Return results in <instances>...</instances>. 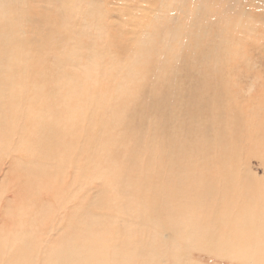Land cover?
<instances>
[{"label": "rangeland", "instance_id": "1", "mask_svg": "<svg viewBox=\"0 0 264 264\" xmlns=\"http://www.w3.org/2000/svg\"><path fill=\"white\" fill-rule=\"evenodd\" d=\"M2 11L24 44L7 49L20 63L0 60V264L97 241L118 264H264V0H0ZM196 231L256 254L187 250L178 237Z\"/></svg>", "mask_w": 264, "mask_h": 264}, {"label": "bare ground", "instance_id": "2", "mask_svg": "<svg viewBox=\"0 0 264 264\" xmlns=\"http://www.w3.org/2000/svg\"><path fill=\"white\" fill-rule=\"evenodd\" d=\"M10 9V8H9ZM26 10V9H25ZM9 11H11V10H9ZM23 11V10H22ZM21 11V12H22ZM12 14H10V13H8V12H6V11H2V13H1V16H0V18H4V19H6V18H8L9 20L7 21L6 20V26H4L3 27V29H2V36H3V38H2V44H3V49L1 48V52H0V55H3V57L0 59L1 61H4V60H8L9 62V64H11V65H13L14 63H15V65H16V63H20V62H18V59L16 58L15 59V57H16V54H15V52L14 51H12V49H11V51H12V53H9L10 51L9 50H7V49H9V47L10 46H14V45H16L17 46V48L19 49L20 47H22V44H24V42H22V44H21V42H20V40H19V38H18V34L17 35H13L14 34V32L15 31H17L16 29H15V24L11 21V16ZM15 15V14H14ZM29 16H30V14H28ZM21 16L23 17H25V16H27V12H24L23 11V13H21ZM29 16H27V17H29ZM32 22H33V20H32ZM18 25H19V27H20V23H18ZM21 53H22V57H23V51H21ZM27 57V56H26ZM25 57V58H26ZM31 59V58H30ZM12 60V61H11ZM29 64V63H28ZM31 64V63H30ZM22 66V65H21ZM27 66V65H26ZM9 70L10 69H8V71L7 72H9ZM17 70V69H16ZM23 71V70H22ZM30 71V70H29ZM19 72H20V70H19ZM29 74V73H28ZM20 75V74H19ZM23 75V74H22ZM25 75V74H24ZM4 76V75H3ZM11 76V75H10ZM17 76V75H16ZM32 76V75H31ZM8 77V76H7ZM12 77V76H11ZM14 77V76H13ZM18 77V76H17ZM30 77V76H29ZM15 79V78H14ZM5 80V79H4ZM13 80V79H12ZM24 80H25V78H24ZM16 81V80H15ZM18 81V80H17ZM35 81V80H34ZM10 82V81H9ZM8 82V83H9ZM20 82H21V80H20ZM35 82H37V81H35ZM34 82V83H35ZM5 83V82H4ZM25 83V82H24ZM33 83V82H32ZM6 84V83H5ZM22 84V83H21ZM37 84H38V82H37ZM13 85V84H12ZM29 85V84H28ZM1 86V85H0ZM18 86V85H17ZM17 86H16V88H17ZM23 86H24V84H23ZM25 86H27V85H25ZM15 87V86H14ZM13 86H12V88H14ZM28 87V86H27ZM26 87V88H27ZM4 90V89H3ZM7 90V89H6ZM26 92V91H25ZM31 92V91H30ZM36 92V91H35ZM5 93V92H4ZM12 93V92H11ZM9 95V94H8ZM12 96V95H11ZM10 96V97H11ZM16 96V95H15ZM36 96V95H35ZM42 96V95H41ZM9 97V96H8ZM21 97V96H20ZM20 97H19V99H20ZM5 99V98H4ZM26 99V98H25ZM32 99V98H31ZM38 99V98H37ZM36 99V100H37ZM7 100V99H6ZM11 100V99H10ZM9 100V101H10ZM21 101V100H20ZM6 102V101H5ZM22 102H24L23 100H22ZM32 102V101H31ZM43 102V101H42ZM1 103V102H0ZM5 104V103H4ZM30 104V103H29ZM8 105V104H7ZM14 105V104H13ZM10 106H11V103H10ZM29 106V105H28ZM9 107V106H8ZM14 107V106H13ZM37 107V106H36ZM29 108V107H28ZM35 109V108H34ZM1 110V109H0ZM9 110V109H8ZM20 110V109H19ZM19 110H17V111H19ZM31 110V109H30ZM29 111V110H28ZM6 112V111H5ZM10 112H12V111H10ZM36 112V111H35ZM13 113V112H12ZM20 113V112H19ZM29 113H32V110H31V112L29 111ZM37 113V112H36ZM40 113V112H39ZM1 114H4L3 112L1 113ZM27 114V113H26ZM40 115V114H39ZM4 116H5V114H4ZM23 118V117H22ZM7 119H10L11 121H13V117H11V118H8L7 117ZM20 119V118H19ZM18 119V122L20 121ZM29 119H31V118H29ZM33 119V118H32ZM9 121V120H8ZM2 124V123H1ZM11 124V123H10ZM9 150H10V148H9ZM3 152V151H2ZM10 153H11V151H10ZM200 186V185H199ZM207 195V194H206ZM205 195V196H206ZM203 199H205V198H203ZM206 200V199H205ZM207 203V202H206ZM212 213V212H211ZM170 216V215H169ZM222 216V215H221ZM228 216V215H227ZM158 218H160V217H158ZM157 218V219H158ZM164 218H166V216L164 217ZM219 218V217H218ZM171 219V218H170ZM229 219V218H228ZM159 220V219H158ZM162 220V219H161ZM164 220L165 219H163V222H164ZM167 220H165V222H166ZM172 221V220H171ZM231 221V220H230ZM242 221H244V220H242ZM206 222V221H205ZM217 222V221H216ZM216 222H214L213 223V225L214 224H216ZM219 222V221H218ZM218 222H217V224H218ZM221 222H223L222 220H221ZM157 223H159V222H157ZM168 223V222H167ZM220 223V222H219ZM226 223V222H225ZM228 224H229V222H227ZM198 224H199V222H198ZM223 224V226H225L224 225V223H222ZM158 225H160V223L158 224ZM187 225V224H186ZM227 225V224H226ZM219 226H221L222 227V225H219ZM233 226V225H232ZM235 227H236V225H234ZM196 227V226H195ZM197 227H199V226H197ZM227 227V226H226ZM162 228V227H161ZM217 228V227H216ZM228 228V227H227ZM164 229H166L165 227H164ZM218 229H220V228H218ZM217 229V230H218ZM188 230V229H187ZM193 230V229H192ZM236 230V229H235ZM240 230V229H239ZM203 231V230H202ZM205 232V234H203V233H201L200 231L198 232V231H196V232H192L191 234H188V233H185V234H182V235H180L179 237H178V239H183V241H186V248H187V250L188 249H191V247L192 248H194V247H197V246H200L201 247V245H203V244H205V247H207V248H209V249H211V250H213V252L215 251L216 253H219L220 255H226V256H228V257H231V258H245V257H251L252 255H254V254H256V253H252V252H240L239 251V247H238V245L236 244L237 242H236V240H235V238H234V240H232V241H225V242H217V243H215V236H214V232H209L208 234H207V232L206 231H204ZM218 232V231H217ZM230 232V231H229ZM235 232V231H234ZM129 233H130V231H129ZM133 233V232H132ZM131 233V234H132ZM227 233V232H226ZM226 233L224 234L225 236H226ZM231 233V232H230ZM117 234V233H116ZM131 234H129V235H131ZM134 234V233H133ZM221 234H223V233H221ZM235 234V233H234ZM237 234V233H236ZM235 234V235H236ZM242 234V233H241ZM114 235V234H113ZM217 235V234H216ZM219 235V234H218ZM224 235H220L221 236V239L223 238V236ZM228 235H229V233H228ZM227 235V236H228ZM239 235V237H241L240 236V234H238ZM237 235V236H238ZM33 237V236H32ZM111 237H112V235H111ZM140 237V236H139ZM148 237H149V235H148ZM229 238V240H231L230 238L232 237V236H228ZM129 238H130V236H129ZM131 238H132V235H131ZM133 238H134V236H133ZM144 238V237H143ZM143 238H139L140 240L139 241H141ZM237 238V237H236ZM259 238V237H258ZM90 239V238H89ZM88 239V240H89ZM96 239V238H95ZM134 239H136V237L134 238ZM225 239V238H224ZM227 239V238H226ZM14 240H15V238H14ZM23 240V239H22ZM25 240V239H24ZM106 240H107V238H106ZM217 240H220V238H218ZM241 240H243L242 238H241ZM240 239H239V241H241ZM17 241V240H16ZM26 241V240H25ZM74 241V240H73ZM72 241V243H74ZM97 240H95V242H96ZM115 241H117V240H115ZM135 241V240H134ZM21 242H23V241H21ZM127 242V244L129 243L130 244V242H128V241H126ZM142 242H143V240H142ZM148 242V241H147ZM154 242V241H153ZM241 242H243V241H241ZM20 242H18L17 244H19ZM37 243V242H36ZM39 243V242H38ZM71 243V244H72ZM80 243V242H79ZM83 243V242H82ZM121 243V242H120ZM135 243H137V242H135ZM135 243H134V246H135ZM141 243V242H140ZM140 243L138 244V245H140ZM240 243V242H239ZM34 244V243H33ZM77 244H78V242H77ZM76 244V242H75V244H73L72 246H70V247H66L65 249H64V251L63 252H55L54 250H32V251H30V252H28L29 250H27V253H25V254H27V259L28 260H30V261H33V258H38V257H40V256H42V257H44L45 258V260L43 261L45 264H118V262H119V257H117V252H118V248L117 247H109L108 245H104L103 244V241H97L96 243H94V242H91V244L89 245H85V246H82L81 244H78L77 245ZM129 244H128V247H130L129 246ZM131 244H132V240H131ZM243 245L242 246V248L244 247V245L246 246V244H243V243H240V245ZM247 244H249V243H247ZM4 245V244H3ZM21 245V244H20ZM28 245V244H27ZM26 245V246H27ZM38 245V244H37ZM70 245V244H69ZM251 245V244H250ZM250 245H247V246H249L250 247ZM39 246V245H38ZM133 246V247H134ZM147 246V245H146ZM177 246V245H176ZM8 247V246H7ZM54 247V246H53ZM125 247V246H124ZM128 247H127V251H128ZM132 247V246H131ZM130 247V248H131ZM253 247V246H252ZM29 247H27V249H28ZM33 248V247H32ZM47 248H49V247H47ZM54 248H56V247H54ZM138 248V247H137ZM142 248V247H141ZM150 248H152L153 249V245H152V247H150ZM155 248V247H154ZM178 248V247H177ZM8 250H9V248H7ZM18 249V248H17ZM25 249V248H24ZM39 249V248H38ZM51 249V248H50ZM125 249V248H124ZM151 249V250H152ZM204 249H206V248H204ZM251 249V248H250ZM130 250V249H129ZM176 250V249H175ZM252 250H253V248H252ZM171 251V250H170ZM180 251V250H179ZM2 252V251H1ZM0 252V253H1ZM21 252V251H20ZM125 252V251H124ZM124 252H123V254H124ZM136 253L138 252V255H141V256H146L147 255V252H146V250H145V248H142V249H140V248H138L136 251H135ZM174 252V251H173ZM178 252V251H177ZM13 253H14V251H13ZM121 253H122V251H121ZM163 253V252H162ZM211 253V252H210ZM24 254V255H25ZM123 254H121V255H123ZM125 254H126V252H125ZM161 254V253H160ZM173 254V253H172ZM177 254V253H176ZM182 254V253H181ZM259 254H261V255H259L258 257L260 258V257H262V258H264V254L261 252V253H259ZM12 255V254H11ZM23 255V256H24ZM131 255L132 256H134V258L135 257H137L136 255H134V254H132V253H128L127 254V257H125L121 262H120V264H136V260H133L132 258L133 257H131ZM150 255H152V252H149V256ZM167 255H168V253H163V258H165L166 259V257H167ZM178 255V254H177ZM216 255H218V254H216ZM140 256V257H141ZM148 256V255H147ZM1 257V256H0ZM25 257V256H24ZM174 257V256H173ZM219 257V256H218ZM262 258H261V260H262ZM140 259V258H139ZM143 259V258H142ZM147 258H145V260H146ZM153 259H155L156 260V256H155V258H153ZM26 260V259H25ZM29 262V261H28ZM34 262V261H33ZM145 263V262H144ZM147 263H149V261L147 262ZM157 263V262H156ZM246 263V262H245ZM43 264V263H42ZM153 264V263H152Z\"/></svg>", "mask_w": 264, "mask_h": 264}]
</instances>
